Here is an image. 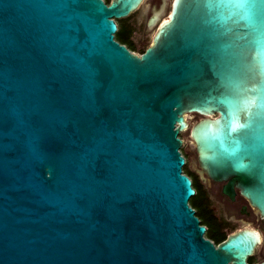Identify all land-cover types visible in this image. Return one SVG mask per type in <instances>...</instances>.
<instances>
[{
  "label": "water",
  "instance_id": "95a60500",
  "mask_svg": "<svg viewBox=\"0 0 264 264\" xmlns=\"http://www.w3.org/2000/svg\"><path fill=\"white\" fill-rule=\"evenodd\" d=\"M140 0H0V264H247L214 246L183 172L264 218V0H172L140 55L114 40ZM264 264V261L258 263Z\"/></svg>",
  "mask_w": 264,
  "mask_h": 264
},
{
  "label": "flooded vegetation",
  "instance_id": "af4514ba",
  "mask_svg": "<svg viewBox=\"0 0 264 264\" xmlns=\"http://www.w3.org/2000/svg\"><path fill=\"white\" fill-rule=\"evenodd\" d=\"M102 1L109 5L112 0ZM171 3L172 0H140L136 7L127 14L117 18L111 17L116 23L114 40L131 52L142 54L151 45L152 37L158 26L168 17ZM194 173L200 177L196 172ZM201 181L203 187L205 181H208L206 192L214 195L217 201V205L210 206L216 222L214 226H210L209 231L205 225L204 236L212 241L214 246H217L230 234L244 229L255 230L259 239L247 256L246 263L258 264L264 261V218L258 209L250 204L237 187H234L232 197L225 194L223 192L225 181H214L206 175L201 178ZM223 236L224 239H220Z\"/></svg>",
  "mask_w": 264,
  "mask_h": 264
},
{
  "label": "rangeland",
  "instance_id": "374dc122",
  "mask_svg": "<svg viewBox=\"0 0 264 264\" xmlns=\"http://www.w3.org/2000/svg\"><path fill=\"white\" fill-rule=\"evenodd\" d=\"M185 117L189 123L188 128L179 133V136L183 140V147L181 148V152L185 156V159H186V163H185L186 166L185 167L183 166V172L190 174V177L194 181V187L197 189L199 196L202 198H205V199L208 196V198L210 199V206H215V205H217L216 197L214 195H212L211 193L206 192V189L208 187V181H205L204 187H203V183L201 181V178L196 176V174H193L190 172V171L195 172L194 169L198 168V165H197V161H196V152H195L194 143L192 142V140L189 137V130H190V126L196 120H198V118H200V115L195 114V113H188ZM192 198H193V196H192ZM197 199H198L197 197H194L193 199H190L189 203L194 204V202H195V204L197 205L198 212H199L198 216H199V218L203 219L204 218L203 217L204 216L203 215L204 210L207 211L210 207L207 205H204L202 202L200 203L199 201H197ZM208 225H209V223H208ZM210 226L211 225H209V227Z\"/></svg>",
  "mask_w": 264,
  "mask_h": 264
},
{
  "label": "trees",
  "instance_id": "16d2710c",
  "mask_svg": "<svg viewBox=\"0 0 264 264\" xmlns=\"http://www.w3.org/2000/svg\"><path fill=\"white\" fill-rule=\"evenodd\" d=\"M186 166V164L184 165V167ZM191 173H193V174H195L193 171H190ZM184 173H186V172H184ZM189 177H190V174H188V173H186ZM191 178V177H190ZM191 180H192V185H193V187H194V181H193V179L191 178ZM195 188V187H194ZM195 194L193 195V198L194 197H197L198 199H197V201H199L200 203L202 202L204 205H207V206H209L210 207V200H209V198H208V196L206 197V199L205 198H202V197H200L199 196V194H198V191H197V189L195 188ZM199 196V197H198ZM192 197L190 198V199H193ZM190 199H189V201H190ZM196 199V198H195ZM194 209H195V214L198 216V209H197V205L195 204V202H194V204H190ZM210 210V211H209ZM209 211V212H208ZM203 219H201V218H199V219H201L200 220V224H202V225H206L207 226V231H209V229H210V227H209V225H211V227L212 226H214V224H215V222H216V219L213 217V213H212V211H211V209L209 208L207 211L206 210H204V213H203ZM199 217V216H198ZM215 221V222H214ZM208 223H209V225H208ZM220 239H224V236L223 237H221Z\"/></svg>",
  "mask_w": 264,
  "mask_h": 264
},
{
  "label": "snow or ice",
  "instance_id": "6c2138e0",
  "mask_svg": "<svg viewBox=\"0 0 264 264\" xmlns=\"http://www.w3.org/2000/svg\"><path fill=\"white\" fill-rule=\"evenodd\" d=\"M231 2H234L237 6L245 9V15H251V10L247 7L248 0H231Z\"/></svg>",
  "mask_w": 264,
  "mask_h": 264
}]
</instances>
